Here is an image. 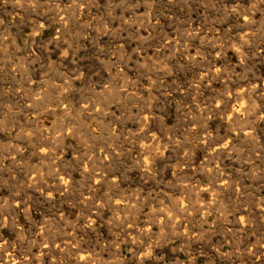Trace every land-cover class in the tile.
<instances>
[{"label":"rangeland","instance_id":"1","mask_svg":"<svg viewBox=\"0 0 264 264\" xmlns=\"http://www.w3.org/2000/svg\"><path fill=\"white\" fill-rule=\"evenodd\" d=\"M263 82L264 0H0L1 264H264Z\"/></svg>","mask_w":264,"mask_h":264},{"label":"bare ground","instance_id":"2","mask_svg":"<svg viewBox=\"0 0 264 264\" xmlns=\"http://www.w3.org/2000/svg\"><path fill=\"white\" fill-rule=\"evenodd\" d=\"M47 14H48V13H47ZM245 16H246V15H245ZM250 17H251V16H250ZM38 18H40V17H38ZM40 19H41V18H40ZM250 19H251V18H250ZM41 20H42V19H41ZM43 23H44V22H43ZM36 27H37V26H36ZM241 32H242V31H241ZM180 36H181V35H180ZM247 36H248V35H247ZM206 37H207V36H206ZM246 39H247V38H246ZM182 40H183V39H182ZM181 42H182V41H181ZM184 45H185V44H184ZM247 45H248V44H247ZM188 54H189V53H188ZM207 55H208V54H207ZM64 59H65V58H64ZM108 63H109V62H108ZM109 64H110V63H109ZM106 66H107V65H106ZM71 67H72V66H71ZM220 67H221V66H220ZM192 72H194V71H192ZM219 73H220V72H219ZM225 73H226V72H225ZM230 79H231V78H230ZM196 80H197V79H196ZM198 81H199V80H198ZM245 81H246V78H245ZM236 83H237V82H236ZM254 83H255V82H254ZM263 83H264V82H263ZM230 84H231V83H230ZM255 84H256V83H255ZM255 84H253L251 87H254ZM208 85H209V84H208ZM228 85H229V84H228ZM238 85H239V84H238ZM195 86H196V85H195ZM258 86H259V85H258ZM258 86H257V87H258ZM238 87H239V86H238ZM198 88H199V87H198ZM209 88H210V87H209ZM227 88H228V87H227ZM227 88H226V91H228ZM235 88H237V87H235ZM113 89H114V88H113ZM201 89H202V88H201ZM231 89H232V88H231ZM239 89H241V88H239ZM242 89H243V88H242ZM254 89H255V88H254ZM258 89H259V88H258ZM224 90H225V87H224ZM229 91H230V90H229ZM232 91H233V90H232ZM246 91H247V90H246ZM244 92H245V91H244ZM247 92H248V91H247ZM252 92H253V91H252ZM237 93H238V92H237ZM245 93H246V92H245ZM114 95H115V94H114ZM234 95H235V93H234ZM234 95H233V96H234ZM240 95H241V94H240ZM248 95H250V94L248 93ZM248 95H247V99H248V97H249ZM244 96L246 97V95H244ZM226 97H227V96H226ZM231 97H232V96H231ZM236 97H237V96H236ZM238 97H239V96H238ZM242 97H243V96H242ZM228 98H229V97H228ZM239 98H240V97H239ZM230 99H231V98H230ZM233 99H234V98H233ZM236 100H237V99H236ZM241 100H242V99H241ZM218 103H219V102H218ZM229 103H230V102H229ZM222 104H223V103H222ZM236 104H237V103H236ZM248 104H249V103H248ZM216 105H217V104H216ZM219 105H220V104H219ZM234 105H235V104H234ZM223 106H224V104H223ZM243 106H244V105H243ZM257 106H258V105H257ZM207 107H208V106H207ZM226 107H227V105H226ZM241 107H242V106H241ZM251 107H252V106H251ZM64 108H65V107H64ZM215 108H216V107H215ZM221 108H222V107H221ZM227 108H228V107H227ZM231 108H233V107H231ZM248 109H249V108H248ZM240 110H241V109H240ZM249 110H250V109H249ZM229 111H230V110H229ZM243 111H244V110H243ZM231 112H232V111H231ZM238 112H239V111H238ZM245 112H246V111H245ZM247 112H248V111H247ZM232 113H233V112H232ZM223 114H224V113H223ZM239 114H240V112H239ZM246 114H247V113H246ZM57 116H58V115H57ZM231 116H232V115H231ZM235 116H236V115H235ZM239 116H240V115H239ZM247 116H248V115H247ZM249 116H250V115H249ZM223 117H224V116H223ZM243 117H244V114H243ZM153 118H154V117H153ZM230 118H231V117H230ZM237 118H238V117L236 116V119H237ZM143 119H144V118H143ZM234 119H235V118H234ZM251 120H252V119H251ZM230 121H231V120H230ZM235 121H236V120H235ZM235 121H234V122H235ZM248 122L251 123L252 121L250 122L249 119H248ZM248 122H247V123H248ZM78 123H79V122H78ZM89 124H90V123H89ZM152 124H153V123H152ZM230 124H231V123H230ZM245 124H246V122L244 123V125H245ZM63 125H64V124H63ZM63 125H62V126H63ZM245 128H247V126H246ZM250 128H251V127H250ZM247 129H248V128H247ZM241 130H243V129H241ZM251 130H253V129H251ZM78 131H79V130H78ZM82 131H83V130H82ZM245 131H246V130H245ZM248 131H249V130H248ZM145 132H146V131H145ZM250 133H251V132H250ZM250 133H249V134H250ZM153 134H154V133H153ZM113 135H114V134H113ZM239 135H240V134H239ZM150 136H151V135H150ZM191 136H192V135H191ZM242 136H243V134H242ZM245 136H246V135H245ZM248 136H249V135H247V137H248ZM251 136H252V135H251ZM167 137H168V136H167ZM243 137H244V136H243ZM153 138H154V137H153ZM238 138H239V137H238ZM245 138H246V137H245ZM250 138H251V137H250ZM256 138H257V137H256ZM83 139H84V138H83ZM107 139H108V138H107ZM148 139H149V138H148ZM151 139H152V137H150V140H151ZM150 140H149V141H150ZM181 141H182V140H181ZM255 141H256V140H255ZM263 141H264V140H263ZM40 143H41V142H40ZM228 143H229V142H228ZM201 144H202V143H201ZM145 145H146V144H145ZM222 145H223V144H222ZM261 145H262V144H261ZM168 146H169V145H168ZM224 146H225V144H224ZM224 146H223V147H224ZM214 148H215V146H214ZM216 148H217V147H216ZM254 148H255V147H254ZM253 150H254V149H253ZM95 151H96V150H95ZM110 152H111V151H110ZM73 153H74V152H73ZM55 154H56V153H55ZM106 154H108V153H106ZM112 155H113V154H112ZM183 155H184V154H183ZM258 155H259V154H258ZM227 157H228V156H227ZM238 159H240V158H238ZM75 160H76V159H75ZM107 160H108V159H107ZM145 160H146V159H145ZM143 161H144V160H143ZM151 163H152V162H151ZM221 163H223V162H221ZM104 164H105V162H104ZM104 164H103V165H104ZM191 164H192V163H191ZM229 164H230V163H229ZM112 165H113V164H112ZM112 165H111V166H112ZM80 166H81V165H80ZM95 166H96V165H95ZM205 166H206V165H205ZM96 167H98V166H96ZM84 168H85V167H84ZM100 168H101V167H100ZM78 169H79V168H78ZM96 169H97V168H96ZM103 169H104V168H103ZM210 171H211V170H210ZM89 172H91V171H89ZM64 173H65V172H64ZM64 173H63V174H64ZM100 173H101V172H100ZM102 173H103V172H102ZM162 173H163V172H162ZM202 173H203V171H202ZM211 173H212V172H211ZM60 174H61V173H60ZM97 174H98V173H97ZM104 174H105V173H104ZM100 175H101V174H100ZM100 175H98V176H100ZM195 175H196V174H195ZM81 176H82V175H81ZM168 176H169V175H168ZM188 176H189V175H188ZM207 176H208V175H207ZM113 177H114V176H113ZM164 177H165V176H164ZM190 177H191V176H190ZM66 178H67V177H66ZM69 178H70V177H69ZM87 178H88V177H87ZM96 178H97V177H96ZM103 178H104V177H103ZM221 178H222V177H221ZM223 178H226V177H224V175H223ZM223 178H222V179H223ZM100 179H101V178H100ZM217 179H218V178H217ZM60 180H61V179H60ZM65 180H66V179H65ZM87 180H88V179H87ZM94 180H95V179H94ZM111 180H113V179H111ZM111 180H110V181H111ZM208 180H209V179H208ZM228 180H229V179H228ZM98 181H99V180H98ZM155 181H156V180H155ZM197 181H198V180H197ZM93 182H94V181H93ZM102 182H104V181L102 180ZM115 182H116V181H115ZM226 182H227V181H226ZM226 182H225V183H226ZM228 182H229V181H228ZM57 183H58V182H57ZM85 183L87 184L88 181L85 182ZM85 183H84V184H85ZM95 183H96V181H95ZM95 183H94V184H95ZM98 184H99V182H98ZM112 184H113V181H112ZM160 184H161V183H160ZM59 185H61V184H59ZM59 185H58V186H59ZM65 185H66V184H65ZM65 185H63V186H65ZM88 185H89V184H88ZM102 185H103V184H102ZM106 185H107V184H106ZM208 185H209V184H208ZM208 185H207V186H208ZM218 185H219V184H218ZM107 186H108V185H107ZM220 186H221V185H220ZM223 186H224V184H223ZM104 187H105V186H104ZM108 187H109V186H108ZM58 188H59V187H58ZM60 188H61V187H60ZM93 188H94V187H93ZM110 188H111V187H110ZM220 188H221V187H220ZM98 189H99V188H98ZM112 189H113V186H112ZM207 189H208V188H207ZM210 189H211V188H210ZM48 190H49V189H48ZM64 190H66V189H64ZM94 190H95V189H94ZM100 190H101V189H100ZM52 191H53V190H52ZM49 192H50V191H49ZM105 192H106V191H105ZM105 192H104V193H105ZM50 193H51V192H50ZM209 193H210V192H209ZM46 194H47V193H46ZM107 194H108V197H109V196H110V195H109L110 193H107ZM133 194H134V193H133ZM47 195H49V194H47ZM65 195H66V194H65ZM195 195H196V194H195ZM217 195H218V194H217ZM67 196H68V195H67ZM95 196H96V195H95ZM114 196H115V194H114ZM196 196H197V195H196ZM211 196H212V195H211ZM11 197H12V196H11ZM111 197H113V196H111ZM111 197H109V198H111ZM89 198H90V197H89ZM91 198H92V197H91ZM180 198H181V197H180ZM189 198H190V196H189ZM194 198H195V197H194ZM196 198H197V197H196ZM84 199H85V198H84ZM99 199H100V198H99ZM192 199H193V198L191 197V200H192ZM211 199H212V198H211ZM85 200H86V199H85ZM96 200H97V199H96ZM103 200H104V197H103V199H102L101 201L103 202ZM115 200H116V199H115ZM173 200H174V199H173ZM180 200H181V199H180ZM182 200H183V197H182ZM182 200H181V201H182ZM189 200H190V199H189ZM88 201H89V200H88ZM93 201H94V200H93ZM98 201H99V200H98ZM101 201H99V203H100ZM117 201H118V199H117ZM119 201H120V200H119ZM199 201H200V199H199ZM215 201H216V200H215ZM91 202H92V201H91ZM121 202H122V201H121ZM172 202H173V201H172ZM183 202H184V200H183ZM107 203H108V201H107ZM113 203H114V202H113ZM194 203H195V202H194ZM207 203H208V202H207ZM82 204H83V203H82ZM97 204H98V203H97ZM97 204H96V205H97ZM116 204H117V203H116ZM169 204H170V203H169ZM171 204H172V203H171ZM173 204H174V203H173ZM191 204H192V203H191ZM258 204H259V203H258ZM89 205H90V204H89ZM108 205H109V204H108ZM156 205H157V203H156ZM176 205H177V204H176ZM199 205H200V204H199ZM86 206H87V205H86ZM97 206H98V205H97ZM134 206H135V205H134ZM168 206H169V205H168ZM181 206H183V205H181ZM89 207H90V206H89ZM91 207H92V205H91ZM108 207H109V206H108ZM118 207H119V206H118ZM123 207H124V206H123ZM169 207H170V206H169ZM80 208H81V207H80ZM167 208H168V207H167ZM172 208H173V205H172ZM205 208H206V207H205ZM262 208H263V207H262ZM206 209H207V208H206ZM208 209H209V208H208ZM208 209H207V210H208ZM80 210H81V209H80ZM92 210H93V209H92ZM121 210H122V208H121ZM158 210H159V209H158ZM169 210H170V209H169ZM171 210H172V209H171ZM177 210H179V209H177ZM180 210H181V209H180ZM182 210H183V209H182ZM190 210H191V209H190ZM83 211H84V210H83ZM149 211H150V210H149ZM159 211H160V210H159ZM162 211H163V210H162ZM172 211H173V210H172ZM252 211H253V210H252ZM263 211H264V210H263ZM0 212H1V211H0ZM85 212H86V211H85ZM85 212H84V213H85ZM93 212H94V211H93ZM177 212L179 213V211H177ZM177 212H176V213H177ZM90 213H91V212H90ZM148 213H150V212H148ZM155 213H157V212H155ZM161 213H162V212H161ZM163 213H164V212H163ZM172 213H173V212H172ZM248 213H249V212H248ZM91 214H92V213H91ZM96 214H97V213H96ZM169 214H170V213H169ZM258 214H259V213H258ZM260 214H261V213H260ZM0 215H1V213H0ZM7 215H8V214H7ZM152 215H153V214H152ZM155 215H156V214H155ZM173 215H174V214H173ZM176 215H177V214H176ZM84 216H85V214H84ZM89 216H90V215H89ZM91 216H92V215H91ZM259 216H260V215H259ZM8 217H9V216H8ZM86 217H87V215H86ZM98 217H100V215H99ZM120 217H121V216H120ZM238 217H239V216H238ZM241 217H242V216H241ZM125 218H127V217H125ZM128 218H129V216H128ZM134 218H135V217H134ZM151 218H152V217H151ZM151 218H150V219H151ZM156 218H157V217H155V219H156ZM86 219L89 220L88 218H86ZM163 219L166 220L165 218H163ZM41 220H42V219H41ZM87 220H86V222H87ZM123 220H124V219H123ZM127 220H128V219H127ZM127 220H126V221H127ZM156 220H157V219H156ZM171 220H172V219H171ZM4 221H5V220H4ZM169 221H170V220H169ZM243 221H244V220H243ZM11 222H12V221H11ZM147 222H148V221H147ZM160 222H161V221H160ZM246 222H247V221H246ZM91 223H92V222H91ZM107 223H108V222H107ZM150 223H151V221H150ZM87 224H88V223H87ZM94 224H95V223H94ZM112 224H113V223H112ZM113 225H114V224H113ZM146 225H147V224H146ZM159 225H160V224H159ZM69 226H70V225H69ZM74 226H75V225H74ZM74 226H73V227H74ZM87 226H88V225H87ZM103 226L105 227V225H103ZM131 226H132V225H131ZM241 226H242V225H241ZM107 227H108V226H107ZM113 227H114V226H113ZM243 227H244V226H243ZM69 228H70V227H69ZM74 228H76V227H74ZM74 228H73V229H74ZM94 228H95V227H93V229H94ZM117 228H118V227H117ZM128 228H129V227H128ZM147 228H148V227H147ZM200 228H201V227H200ZM42 229H43V228H42ZM112 229H115V227L112 228ZM145 229H146V228H145ZM145 229H144V230H145ZM164 229H165V228H164ZM76 230H77V228H76ZM118 230H119V229L116 230V231H117V232H116L117 234H118ZM154 230H155V229H154ZM169 230H170V229H169ZM21 231H22V230H21ZM42 231H43V230H42ZM77 231H78V230H77ZM124 231H125V230H124ZM124 231H123V232H124ZM170 231H171V230H170ZM184 231H185V230H184ZM191 231H193V230L191 229ZM74 232H76V231H74ZM106 232H107V231H106ZM112 232H113V231H112ZM129 232H130V231H129ZM86 233H87V232H86ZM108 233H109V232H108ZM131 233H132V232H131ZM191 233H192V232H191ZM69 234H70V233H69ZM80 234H81V233H80ZM129 234H130V233H129ZM142 234H143V233H142ZM177 234H178V233H177ZM180 234H181V233H180ZM180 234H178V235H180ZM18 235H19V234H18ZM61 235H62V234H61ZM125 235H127V233H126ZM183 235H184V234H183ZM183 235H181V236H183ZM54 236H55V235H54ZM54 236H53V237H54ZM57 236H58V235H57ZM57 236H56V237H57ZM64 236H66V235H64ZM127 236H128V235H127ZM56 237H55V238H56ZM72 237H73V236H72ZM72 237H71V238H72ZM96 237H97V235H96ZM98 237H99V236H98ZM122 237H124V236L122 235ZM178 237H179V236H178ZM192 237H193V236H192ZM18 238H19V237H18ZM58 238H59V237H58ZM66 238H67V237H66ZM187 238H188V237H186V239H187ZM201 238H203V237H201ZM51 239H53V238H51ZM51 239H50V240H51ZM78 239H79V238H78ZM181 239H182V238H181ZM56 240H57V239H56ZM68 240H69V239H68ZM112 240H113V238H112ZM179 240H180V239H179ZM192 240H193V239H192ZM1 241H2V240H1ZM1 241H0V242H1ZM54 241H55V240H54ZM62 241H65V240H62ZM94 241H95V240H94ZM128 241H129V240H128ZM194 241H195V240H194ZM5 242H6V241H5ZM45 242H46V241H45ZM58 242H59V240H58ZM60 242H61V239H60ZM60 242H59V243H60ZM95 242H96V241H95ZM114 242H115V241H114ZM114 242L112 241V244H113ZM190 242H191V241H190ZM244 242H245V241H244ZM52 243H53V242H52ZM52 243H51V244H52ZM59 243H58L57 245H59ZM64 243H65V242H64ZM64 243H62V244H64ZM67 243H68V242H67ZM67 243H66V244H67ZM70 243H71V241H70ZM70 243H69V244H70ZM97 243H98V242H97ZM110 243H111V242H110ZM115 243H116V242H115ZM129 243H130V242H129ZM187 243H188V242H187ZM205 243H206V242H205ZM205 243H204V244H205ZM19 244H20V243H19ZM45 244H46V243H45ZM47 244H48V243H47ZM62 244H61V245H62ZM130 244H131V243H130ZM185 244H186V242H185ZM199 244H200V243H199ZM75 245H76V244H75ZM77 245H78V243H77ZM93 245H94V244H93ZM96 245H97V244H96ZM98 245H99V244H98ZM107 245H108V244H107ZM183 245H184V244H183ZM262 245H263V244H262ZM0 246H2V245H0ZM5 246H6V245H5ZM48 246H49V245H48ZM52 246H54V245L52 244L51 247H52ZM66 246H67V245H66ZM132 246H133V245H132ZM132 246H131V247H132ZM181 246H182V245H181ZM186 246H187V245H186ZM76 247L78 248V246H76ZM107 247H108V246H107ZM111 247H112V245H111ZM120 247H121V246H120ZM203 247H204V246H203ZM43 248H44V247H43ZM43 248H42V249H43ZM48 248H49V247H48ZM62 248H63V246H62ZM84 248H85V247H84ZM88 248H89V247H88ZM117 248H118V247H117ZM162 248H163V246H162ZM199 248H200V247H199ZM0 249H1V251H2V248H0ZM6 249H8V248H6ZM50 249H51V248H49L48 250H50ZM65 249H66V248H64V250H62V254L64 253L63 251H65ZM85 249H86V248H85ZM102 249H103V248H102ZM102 249H101V250H102ZM131 249H132V248H131ZM171 249L173 250V248H171ZM201 249H202V248H201ZM43 250H45V249H43ZM48 250H46V251H48ZM52 250H53V249H52ZM54 250H55V249H54ZM67 250H68V249H67ZM86 250H87V249H86ZM109 250H110V249H109ZM136 250H137V249H136ZM163 250H164V248H163ZM163 250H162V251H163ZM9 251H10V250H9ZM30 251H31V250H30ZM110 251H111V250H110ZM128 251H129V250H128ZM173 251H174V250H173ZM28 252H29V251H28ZM50 252H51V251H50ZM56 252H57V251H56ZM65 252H66V251H65ZM85 252H86V251H85ZM108 252H109V251H108ZM114 252H116V251H114ZM114 252H113V253H114ZM208 252H209V251H208ZM230 252H231V251H230ZM0 253H2V252H0ZM4 253H5V252H4ZM10 253H11V252H10ZM17 253H18V252H17ZM82 253H83V252H82ZM113 253H112V254H113ZM135 253H136V251H135ZM150 253H151V252H150ZM5 254H6V253H5ZM7 254H8V253H7ZM11 254H12V253H11ZM60 254H61V253H60ZM67 254H68V253H67ZM67 254H66V255H67ZM70 254H72V252H71ZM93 254H94V253H93ZM96 254H97V253H96ZM107 254H109V253H107ZM110 254H111V252H110ZM119 254H120V253H119ZM132 254H133V253H132ZM148 254H149V253H148ZM253 254H254V253H253ZM0 255H1V254H0ZM17 255H18V254H17ZM29 255H30V254H28V257H29ZM41 255H42V254H41ZM41 255H40V256H41ZM44 255H46V254H44ZM80 255H81V256H79V257H80V260L82 261V263H83V262H87V261H91V260H92V254H90L89 252H86V253H84V254H80ZM113 255H114V254H113ZM135 255H136V254H135ZM137 255H139V254H137ZM143 255H144V254H143ZM143 255H142V256H143ZM149 255H150V254H149ZM7 256H8V255H7ZM11 256H12V255H11ZM30 256H31V255H30ZM32 256H33V255H32ZM32 256H31V257H32ZM36 256H38V255H36ZM51 256H52V255H51ZM62 256H63V255H62ZM96 256H97V255H96ZM100 256H101V255H100ZM116 256L118 257V254H117ZM132 256H134V255H132ZM147 256H148V255H147ZM263 256H264V255H263ZM20 257H21V256H20ZM60 257H61V256H60ZM63 257H64V256H63ZM111 257H112V256H111ZM111 257L109 256V258H111ZM113 257H114V256H113ZM130 257H131V256H130ZM2 258H3V257H1V259H2ZM16 258H17V257H16ZM36 258H37V257H36ZM71 258H72V257H71ZM94 258H95V257H94ZM138 258H139V257H138ZM153 258H154V257H153ZM260 258H261V257H260ZM7 259H8V258H7ZM7 259H6V260H7ZM9 259H11V257H10ZM30 259H31V258H30ZM38 259H39V258H38ZM68 259H69V258H68ZM75 259H76V258H75ZM97 259H98V258H97ZM100 259H101V258H100ZM127 259H128V258H127ZM129 259H130V258H129ZM132 259H133V258H132ZM140 259H141V258H140ZM143 259H144V258H143ZM145 259L147 260V258H145ZM18 260H19V259H18ZM24 260H25V259H24ZM34 260H35V259H34ZM64 260H65V259H64ZM101 260H102V259H101ZM101 260L99 261L100 263H101ZM124 260H125V259H124ZM146 260H145V261H146ZM153 260H154V259H153ZM13 261H14V260H13ZM19 261H20V260H19ZM28 261H29V260H28ZM30 261H31V260H30ZM52 261H53V260H52ZM94 261H95V260H94ZM112 261H113V260H112ZM114 261H115V260H114ZM136 261H137V260H136ZM143 261H144V260H143ZM143 261H142V262H143ZM262 261H263V260H262ZM6 262H7V261H6ZM15 262H16V261H15ZM21 262H22V261H21ZM9 263H10V262H9V260H8V264H9ZM13 263H14V262H13ZM19 263H20V262H19ZM75 263H76V262H75ZM118 263H119V262H118ZM138 263H139V262H138ZM143 263H144V262H143ZM0 264H1V262H0ZM5 264H6V263H5ZM35 264H36V263H35ZM37 264H38V263H37ZM67 264H68V263H67ZM77 264H78V263H77ZM92 264H93V263H92ZM103 264H104V263H103ZM105 264H106V263H105ZM107 264H109V263H107ZM114 264H116V263H114ZM156 264H157V263H156ZM237 264H238V263H237ZM256 264H258V263H256Z\"/></svg>","mask_w":264,"mask_h":264}]
</instances>
